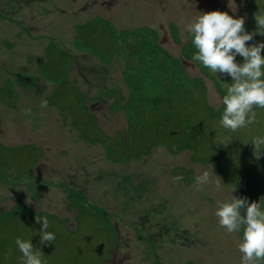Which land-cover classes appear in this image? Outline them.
Returning a JSON list of instances; mask_svg holds the SVG:
<instances>
[{"label": "rangeland", "instance_id": "1", "mask_svg": "<svg viewBox=\"0 0 264 264\" xmlns=\"http://www.w3.org/2000/svg\"><path fill=\"white\" fill-rule=\"evenodd\" d=\"M212 11L254 33L264 0H0V264H22L17 238L44 264H241L243 229L214 213L232 195L264 210V109L219 124L232 78L186 31Z\"/></svg>", "mask_w": 264, "mask_h": 264}, {"label": "clouds", "instance_id": "2", "mask_svg": "<svg viewBox=\"0 0 264 264\" xmlns=\"http://www.w3.org/2000/svg\"><path fill=\"white\" fill-rule=\"evenodd\" d=\"M255 20L258 32L245 31V20L233 18L226 12L212 11L199 16L194 22L188 23L186 31L192 34V43L197 50L192 60L200 62L217 78V73L232 78L227 88V94L222 97L225 106L219 124L236 132L256 123V109H264V43L248 46L255 35L264 36V14H257ZM237 55L243 57V63L236 62ZM47 107V101L41 103ZM26 114H31L29 109ZM252 145L257 158L264 153V137H253ZM218 178V177H217ZM183 177H175L176 181ZM210 174L204 171L197 176L198 186L209 184ZM222 181H215L219 190ZM234 191V190H233ZM246 209L242 215L241 210ZM215 216L221 228L231 234L243 229V239L239 244L241 264H264V210L261 204H249L246 198H236L232 195L230 202L217 201ZM36 223H42L40 244L53 243L54 233L48 231L49 221L46 217H36ZM22 253V264H44V254L35 248L31 240H15Z\"/></svg>", "mask_w": 264, "mask_h": 264}, {"label": "trees", "instance_id": "3", "mask_svg": "<svg viewBox=\"0 0 264 264\" xmlns=\"http://www.w3.org/2000/svg\"><path fill=\"white\" fill-rule=\"evenodd\" d=\"M200 109H202L201 107H199ZM167 117H168V120L169 121H172L173 119H174V116L173 115H169V114H167L166 115ZM171 126H172V130H170V131H173V130H177V127H174V124H171V123H169ZM203 124H201V126H202ZM200 127L199 128H197L195 131H193V132H196V133H200ZM193 132H191V134H190V132H188V134H190L191 136V138L189 137V135L187 136V138L189 139V140H195L196 138H194V137H196V136H194L192 133ZM185 135H187V133L185 134ZM198 137V136H197ZM171 138H172V142H173V139L177 142L179 139L178 138H173V135L171 136ZM183 138V135L182 136H180V140ZM186 138V137H185ZM191 140V141H192ZM186 146V145H185ZM182 147V146H181ZM181 147L180 148H175V149H173V152H177V150H180L181 149ZM187 147V146H186ZM188 148V147H187ZM232 177H233V175H231Z\"/></svg>", "mask_w": 264, "mask_h": 264}]
</instances>
